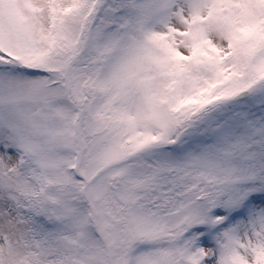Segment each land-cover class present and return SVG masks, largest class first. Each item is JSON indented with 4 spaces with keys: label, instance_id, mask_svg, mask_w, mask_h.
Listing matches in <instances>:
<instances>
[{
    "label": "snow or ice",
    "instance_id": "6c2138e0",
    "mask_svg": "<svg viewBox=\"0 0 264 264\" xmlns=\"http://www.w3.org/2000/svg\"><path fill=\"white\" fill-rule=\"evenodd\" d=\"M0 264H264V0H0Z\"/></svg>",
    "mask_w": 264,
    "mask_h": 264
}]
</instances>
